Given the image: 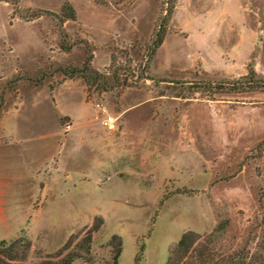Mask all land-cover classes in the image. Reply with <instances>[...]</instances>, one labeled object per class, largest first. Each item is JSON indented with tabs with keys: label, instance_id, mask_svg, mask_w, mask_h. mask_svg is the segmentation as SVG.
<instances>
[{
	"label": "rangeland",
	"instance_id": "1",
	"mask_svg": "<svg viewBox=\"0 0 264 264\" xmlns=\"http://www.w3.org/2000/svg\"><path fill=\"white\" fill-rule=\"evenodd\" d=\"M172 2L148 60L166 0L0 1V242L25 238L22 264L70 252L72 264H165L184 233L224 221V252L264 244V88H196L249 69L264 81V0ZM67 6L75 19L60 22ZM88 60L100 75L89 84ZM67 80L96 114L87 141L69 117L32 106L40 87ZM62 98L69 110L80 102ZM107 115L112 128L101 126ZM54 123L61 133L44 139Z\"/></svg>",
	"mask_w": 264,
	"mask_h": 264
},
{
	"label": "trees",
	"instance_id": "2",
	"mask_svg": "<svg viewBox=\"0 0 264 264\" xmlns=\"http://www.w3.org/2000/svg\"><path fill=\"white\" fill-rule=\"evenodd\" d=\"M5 2H12L16 5L17 0H0ZM172 0H166L167 9L166 14L156 24L151 43L148 47L147 59L150 60L155 55L156 51L162 45L164 37L167 33L169 19L173 12ZM68 13L65 15V10ZM64 12V13H63ZM48 13V12H46ZM44 14L39 11L34 18L40 17ZM63 20H74L75 13L72 7L67 6L62 9ZM55 16V15H53ZM64 51H69L70 47L63 46ZM82 75L85 72L92 73L91 76H83L86 83H90L94 78L100 76L97 72L90 68V60L83 64V69L79 71ZM73 75H70L72 77ZM93 76V77H92ZM256 73L253 69H249L248 73L239 80L229 82H198L196 88H203L209 94L214 95L218 93H242L255 91L264 88V81L255 78ZM227 221L219 223L209 234L198 235L193 232L184 233L177 244L172 248L165 264H264V244L258 245V250L255 252L249 249H241L238 251L224 252L218 247V242L227 229ZM94 230H97L95 227ZM91 244V233H88L82 242V248L88 253ZM30 244L25 238L12 240L7 243L0 242V264H22L27 258V252ZM142 249V247H141ZM120 254V248L115 253V259ZM80 256L77 253L70 252L54 262L49 259L42 260L40 264H72L74 260ZM135 264H139V258H136Z\"/></svg>",
	"mask_w": 264,
	"mask_h": 264
},
{
	"label": "crops",
	"instance_id": "3",
	"mask_svg": "<svg viewBox=\"0 0 264 264\" xmlns=\"http://www.w3.org/2000/svg\"><path fill=\"white\" fill-rule=\"evenodd\" d=\"M76 83L72 80H67L58 88L51 91L48 86L46 87H40L38 90V98L33 100L32 106H34V103L38 105L47 103L46 105H49L51 107V110L53 112L54 122L59 119L60 116H67L69 117V129L76 128L74 130L75 135H83L87 139H92L94 135V123L96 120V114L89 113L87 110L88 103L85 100V93L82 92V90L75 92V90H72ZM41 90V92H39ZM69 93L71 96L74 97V95H78L79 98V105L73 110H69L63 107L64 99L62 98L63 93ZM42 94V95H41ZM42 96V97H41ZM54 108L58 110V117L57 114L54 111ZM56 117V119H55ZM34 128H38V125L34 123ZM101 126H103V120L101 121ZM52 132L49 134H43L44 139H51L52 137H56V135L60 134L61 131L55 126V123L53 124ZM38 131L37 129H34V132ZM56 149V144L48 142V145L43 147V152L50 155L52 152H54ZM40 167V166H39ZM38 168V167H37Z\"/></svg>",
	"mask_w": 264,
	"mask_h": 264
},
{
	"label": "built area",
	"instance_id": "4",
	"mask_svg": "<svg viewBox=\"0 0 264 264\" xmlns=\"http://www.w3.org/2000/svg\"><path fill=\"white\" fill-rule=\"evenodd\" d=\"M115 120L112 116L107 115L104 119H103V125L106 126L107 128H112L113 124H114Z\"/></svg>",
	"mask_w": 264,
	"mask_h": 264
}]
</instances>
